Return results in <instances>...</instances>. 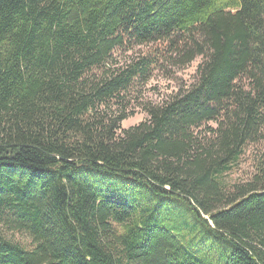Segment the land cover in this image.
Listing matches in <instances>:
<instances>
[{
  "label": "trees",
  "instance_id": "1",
  "mask_svg": "<svg viewBox=\"0 0 264 264\" xmlns=\"http://www.w3.org/2000/svg\"><path fill=\"white\" fill-rule=\"evenodd\" d=\"M261 143L264 0H0V264H264Z\"/></svg>",
  "mask_w": 264,
  "mask_h": 264
},
{
  "label": "rangeland",
  "instance_id": "2",
  "mask_svg": "<svg viewBox=\"0 0 264 264\" xmlns=\"http://www.w3.org/2000/svg\"><path fill=\"white\" fill-rule=\"evenodd\" d=\"M141 49H135L132 52L128 53H118L116 54L117 62L121 65L126 63L130 57L138 55ZM200 60L195 61L193 64L182 70H175L173 79H167L161 76H154L144 87L137 90V93L134 94V99L132 100L129 109L134 112L128 120L122 123V129H128L133 127L147 118L146 113L141 108L147 100H153L155 102H160L173 91H175L183 83L189 84L195 75V71L199 64ZM264 152V143L258 145H250L247 149L246 155L242 158L241 165L238 169L234 171L232 175L235 182L248 180L253 176L255 171V165L257 160H259L260 155ZM16 240L23 242V239L19 235L13 236Z\"/></svg>",
  "mask_w": 264,
  "mask_h": 264
}]
</instances>
